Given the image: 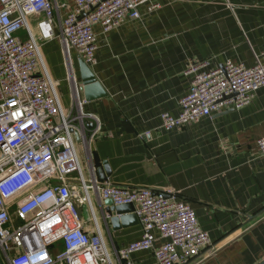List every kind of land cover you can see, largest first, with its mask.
Here are the masks:
<instances>
[{"label": "crops", "instance_id": "obj_1", "mask_svg": "<svg viewBox=\"0 0 264 264\" xmlns=\"http://www.w3.org/2000/svg\"><path fill=\"white\" fill-rule=\"evenodd\" d=\"M153 1L159 7L148 10ZM56 2L60 16L72 7V0ZM54 25L58 32V18ZM93 32L95 62L89 67L105 95L83 104L97 127L93 170L84 160L85 174L96 176L105 165L114 185L177 192L211 241L188 264L264 260V156L256 146L264 135V86L240 108H223L167 131L160 127V114L178 115L179 100L190 89L188 63H255L264 47V0H151L139 7L138 18L108 32L95 25ZM41 50L60 104L70 110L74 91L59 41H46ZM69 55L81 96L79 58L74 50ZM94 208L110 248L140 238L139 222L113 228L96 199ZM130 258L157 264L151 250Z\"/></svg>", "mask_w": 264, "mask_h": 264}, {"label": "built area", "instance_id": "obj_2", "mask_svg": "<svg viewBox=\"0 0 264 264\" xmlns=\"http://www.w3.org/2000/svg\"><path fill=\"white\" fill-rule=\"evenodd\" d=\"M150 1L72 0L60 16L56 0H0V264H134L131 254L144 250L152 251L157 264H188L210 245L193 208L177 192L114 185L83 168L87 160L93 170L97 127L82 109L85 99L77 92L69 53L94 63L93 26L108 32L138 18L139 7ZM157 7L153 1L147 9ZM52 39L59 41L74 91L67 111L42 55V44ZM185 73L190 89L179 100L178 115L160 114L166 131L248 104L264 86V47L251 66L192 61ZM256 146L264 156V135ZM108 198L114 205H133L139 239L109 247L94 208L95 199L102 210ZM104 221L108 226L107 216Z\"/></svg>", "mask_w": 264, "mask_h": 264}, {"label": "water", "instance_id": "obj_3", "mask_svg": "<svg viewBox=\"0 0 264 264\" xmlns=\"http://www.w3.org/2000/svg\"><path fill=\"white\" fill-rule=\"evenodd\" d=\"M78 66L81 82V86L79 87V90L81 91V97L85 100H92L103 97L105 95V92L94 77L89 65L82 59H79ZM88 127H92V123L88 124ZM76 141L77 143H79L80 141L78 135H76ZM78 151L80 153L79 145ZM103 166L105 168L103 172L100 167L95 170V174L98 180H105L107 176L110 175L109 169L105 165ZM102 206L103 207L101 211L103 217L106 218L107 216V223L110 224L113 228H118L121 225H132L138 222V219L133 212V205L131 204L114 205L111 199L108 198L103 200ZM257 264H264V260Z\"/></svg>", "mask_w": 264, "mask_h": 264}, {"label": "rangeland", "instance_id": "obj_4", "mask_svg": "<svg viewBox=\"0 0 264 264\" xmlns=\"http://www.w3.org/2000/svg\"><path fill=\"white\" fill-rule=\"evenodd\" d=\"M46 64V63H45ZM47 66V65H46ZM47 69H48V67H47ZM49 71V70H48ZM51 76V75H50ZM52 77V76H51ZM53 79V78H52ZM54 80V79H53ZM55 81V80H54ZM56 82V81H55ZM57 85V84H56ZM57 88V87H56Z\"/></svg>", "mask_w": 264, "mask_h": 264}]
</instances>
